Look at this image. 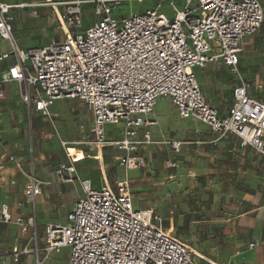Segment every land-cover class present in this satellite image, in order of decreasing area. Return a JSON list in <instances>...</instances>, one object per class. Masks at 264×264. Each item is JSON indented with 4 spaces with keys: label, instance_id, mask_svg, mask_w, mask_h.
<instances>
[{
    "label": "built area",
    "instance_id": "built-area-1",
    "mask_svg": "<svg viewBox=\"0 0 264 264\" xmlns=\"http://www.w3.org/2000/svg\"><path fill=\"white\" fill-rule=\"evenodd\" d=\"M124 1L64 3L60 16L55 12L60 36H49L43 45L27 50H19L12 36L13 7L0 3V42L11 45L0 53V62L11 59L0 73V102L8 97L5 85L17 83L28 118L34 112L53 124L49 109L55 100H80L91 127L75 144L92 149L94 154L86 157L98 162L105 149H113L117 154L111 157L112 166L124 171L123 178L110 184L101 170V186L94 189L90 180L76 175L70 146L62 142L69 162L55 170V179L79 182L82 196L65 225L48 223L40 229L35 200L42 194L41 183L30 164L24 199L31 212L16 217L15 223L33 242L36 264L65 248L67 264H199L197 253L175 236L171 222L166 225L154 207L133 205V180L127 174L147 167L137 153L155 143L149 129L156 125L159 99L168 98L180 120L198 121L218 138L233 135L241 148L251 147L264 157V100L259 98L264 84L239 76L242 42L264 24L261 2L185 0L182 10L170 2L173 16L168 18L160 11L162 0L138 14L116 13ZM83 5L91 7L93 18L86 27ZM212 65L227 68L237 79L225 115L207 102L194 73ZM108 125L114 126L111 138ZM161 143L175 154L183 145L167 139ZM174 166L168 160L163 168ZM0 215L2 222L11 221L7 206Z\"/></svg>",
    "mask_w": 264,
    "mask_h": 264
},
{
    "label": "crops",
    "instance_id": "crops-1",
    "mask_svg": "<svg viewBox=\"0 0 264 264\" xmlns=\"http://www.w3.org/2000/svg\"><path fill=\"white\" fill-rule=\"evenodd\" d=\"M76 1L79 0H0V3L13 7L12 36L19 50H27L36 46V43L24 42V35L29 36L38 31L39 35L47 38L50 32L44 28L22 25V21L28 19L22 10L28 9L32 14L33 11H36V14L39 11L44 18L49 19L48 11L53 16L55 12L60 16L64 3ZM259 1L264 7V0ZM10 49L8 41L0 42V53H6ZM10 62L11 59L0 62V73ZM242 64L246 68L252 63L245 56L244 62L239 57V71ZM256 81L263 83L259 79ZM5 88L8 93L7 100L0 102V209L4 205L7 206L11 221L4 223L0 217V264H36L35 255L31 252L33 242L20 232L15 223L16 217L25 218L31 212V205L24 199L30 164L33 166L36 179L41 183L42 194L35 200L37 225L41 229L57 219L58 216L55 215L59 209L65 206L72 209L76 200L82 196L79 182L58 183L55 179V170L69 162L61 143L65 142L70 146L69 153L75 162L76 175L82 180H90L94 189L100 188L101 180H93L85 171L102 170L108 180L106 168L109 164L110 169L116 168L112 166L111 157L117 153L111 148L105 149L102 153V162H98L86 157L88 154H94L92 149L75 144L79 138L60 136L55 150L47 149L46 145L43 153L36 154L34 144L40 137L46 144L60 132L54 127L56 134L40 133L33 123L36 126L40 118L43 122H51L34 112L27 126L21 117L26 112L23 104L20 105L19 85L12 82L6 84ZM202 92L207 102L214 105L220 115H225L231 101L228 105L222 106L215 103L204 89ZM259 98L264 100V92ZM156 117L154 110L153 120L156 125L149 130L155 143L138 149L137 154L146 160L147 167L131 171L132 191L145 192L161 218L168 219L172 212L176 228L187 229L190 239L200 243L199 250L212 264H264V157L251 147L241 148L238 139L233 135L218 138L204 125L162 127L160 122L164 119ZM8 123L16 127H6ZM106 131L108 138L115 134L114 128L106 126ZM165 139L183 142L179 153L175 154L168 146L163 145L161 142ZM168 160L175 166L164 169L163 165ZM184 163H189L191 168L183 169ZM156 164L159 168L157 175L154 168ZM184 172L189 173L192 179L188 186H183L185 182L180 185L174 184L176 203L170 210H166L162 206L164 190L157 187V179L162 174H167L170 180L178 179ZM122 173L124 176V171ZM123 176L117 177L113 182ZM207 188H210L212 194L205 203L188 202L189 196H200ZM67 193L71 195L64 198ZM186 195L188 197H185ZM135 201L139 205V198ZM184 235L179 234L183 238L186 237ZM60 254L61 252L52 254L42 264H60L56 261ZM63 262L67 264V258Z\"/></svg>",
    "mask_w": 264,
    "mask_h": 264
},
{
    "label": "rangeland",
    "instance_id": "rangeland-1",
    "mask_svg": "<svg viewBox=\"0 0 264 264\" xmlns=\"http://www.w3.org/2000/svg\"><path fill=\"white\" fill-rule=\"evenodd\" d=\"M155 0H142L141 2H138L136 0H125L120 6H118L115 9L116 13H120L122 15H128V14H138L142 10H144L147 7H150ZM163 5L160 9V11L168 18H172L173 11L171 10L169 3L173 2L176 5L177 10H182L183 4L185 0H162ZM26 16V18L22 21V25L29 26L32 28H44L48 32H50V37H59L60 32L57 28V21L55 16L48 11V17L44 18L39 11L37 14L33 15L30 13L28 9L22 10ZM82 21L83 26L86 27L90 24V22L93 20L91 14H90V7L88 5L84 6L82 8ZM20 22V21H19ZM49 37V36H48ZM47 37V38H48ZM46 38L44 36L39 35L38 31H34L33 34L27 36L24 35V42H35L36 46L33 47H39L45 43ZM21 46V44H20ZM32 47V48H33ZM25 50V49H22ZM250 61V66L244 68L243 64L240 66L239 76L240 78L244 79L245 81L251 82V83H260L256 80L259 79V81H262L264 83V24L262 27L252 36L246 38L242 42V48L240 53V58L242 59V62L245 61V56ZM206 72V73H205ZM194 73L196 75L197 81L202 86V89H204L207 93H209L210 98L215 103H220V105L225 106L228 105L231 101V91L230 87L235 85L237 79L236 76H233L229 73L228 69L223 68L222 66L214 65L212 68L208 67L204 70L196 68L194 70ZM205 73V74H204ZM262 83V84H263ZM207 100V99H206ZM22 101L20 102V105L22 106ZM24 106V104H23ZM25 108V107H24ZM25 115L22 114V118H24L26 125L28 126L30 118H28L27 111L25 109ZM49 113L52 116V121L55 127H57V131L60 132L57 133V137L52 139H49L48 142L45 144L43 143V139L40 137V140H38L34 144V151L39 152L40 154L43 153L45 150V146L47 145V149H51V151L55 150L56 147H58L57 143L62 136L63 138L66 137H74V138H81L82 136H85L89 134V130L91 127V117L88 111L83 106L82 102L78 99H58L55 100L53 105L49 109ZM155 114L156 118H163L164 120L160 122L162 127H204L195 120H180L177 116L175 108L171 105V102L168 98H162L159 99L157 102V105L155 107ZM42 118L38 119V123L34 127H37L38 130L45 133H55V128L53 127V124L48 122H43L41 120ZM44 119V117H43ZM6 127H16L13 124H9ZM109 128H113L114 126L108 125ZM58 149V148H57ZM95 166V164H93ZM111 165L109 164L107 169V176L109 177L110 184L113 183V180L117 177L123 176V171L121 169L113 168L110 169ZM157 164L155 165V173L158 174L157 171L159 168H157ZM191 168V165L188 163L183 164V169L189 170ZM148 169V168H147ZM87 174L91 176L93 180H101L100 178V172L95 170L92 171L91 169H88ZM132 173L129 172V178L133 179L131 177ZM158 178V177H157ZM192 179V176L184 172L182 177H178V179H169L167 177V174H162L157 179V187L162 189L163 191V202L162 206L166 210H170L172 206L176 203V192L175 187L177 185L182 184L183 186H188V182ZM136 185V184H135ZM133 186V185H132ZM133 189V188H132ZM210 188H207L206 190H203L202 194L200 196H185L188 197V202H196L199 201L201 203H205L206 199L211 197L212 191L209 190ZM174 191V192H173ZM131 194L133 197V205L135 208L143 209L147 207H154L153 202L150 201V198L145 195V192L142 191H132ZM71 194L67 193L64 195V198L69 197ZM136 198H139V205L135 201ZM203 199V200H202ZM71 207L65 206L57 212V219L53 222V224H59V225H65L66 224V218L67 214L70 211ZM156 210V209H155ZM173 210V209H172ZM158 214V213H157ZM164 223L168 225L170 222L174 225V232L175 236L188 243L195 251H197L202 256L198 255L196 256V260L199 264H212L210 261H208L204 255L199 249L201 247L200 243L196 242L194 239H190L189 235L187 234V229L184 231L182 229L176 228L175 225V217L174 214L171 212L168 219L162 218ZM179 234H185L186 237H181ZM69 250L67 248L61 250V254L58 256V262L60 264H65L63 262L64 259L67 258ZM59 264V263H58Z\"/></svg>",
    "mask_w": 264,
    "mask_h": 264
},
{
    "label": "bare ground",
    "instance_id": "bare-ground-1",
    "mask_svg": "<svg viewBox=\"0 0 264 264\" xmlns=\"http://www.w3.org/2000/svg\"><path fill=\"white\" fill-rule=\"evenodd\" d=\"M83 156H84V155H83ZM98 159H100V155H99V157H97V160H98ZM101 164H102V163H100V165H101Z\"/></svg>",
    "mask_w": 264,
    "mask_h": 264
}]
</instances>
